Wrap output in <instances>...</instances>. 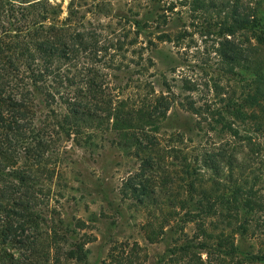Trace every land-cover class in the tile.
Returning a JSON list of instances; mask_svg holds the SVG:
<instances>
[{
  "label": "trees",
  "instance_id": "1",
  "mask_svg": "<svg viewBox=\"0 0 264 264\" xmlns=\"http://www.w3.org/2000/svg\"><path fill=\"white\" fill-rule=\"evenodd\" d=\"M202 3L199 9L224 16L209 20L203 29L210 31L204 34L217 31L218 38H225L215 54L238 78L231 96L220 82L207 83L212 101H197L195 95L202 91L187 76L180 80L189 94L177 96L176 84L168 81L158 93L146 67L155 64L151 59L143 66L142 57L130 60L137 71L127 86L112 87L110 71L123 72V64H112L117 53L136 41L116 39L110 48V40L104 39L100 46L103 36L94 27L77 25L73 14L60 21V11L47 0H0V246L5 264H46L51 248L59 244L56 238L55 243L48 240L45 219L36 210L46 195L37 179L49 153L70 141L80 148L102 147L110 135L119 149L141 163L126 180V189L142 207L157 209L160 198H170L175 216L186 211L199 230L208 222L212 228L223 227L226 220L234 234L249 231L251 214L264 211L260 182L249 180L254 164L264 160V11L241 0L232 9L213 0ZM130 23L141 29L140 22ZM259 32L253 44L248 34ZM183 39L167 34L157 38L170 43ZM176 106L183 111L178 118ZM244 121L256 133L243 134L239 123ZM203 125L210 130L207 136ZM168 163L176 165L172 176L165 170ZM217 217L224 220H212ZM152 225L150 221L144 227ZM12 246H20L19 256L10 253ZM68 258L81 259L74 251Z\"/></svg>",
  "mask_w": 264,
  "mask_h": 264
},
{
  "label": "rangeland",
  "instance_id": "2",
  "mask_svg": "<svg viewBox=\"0 0 264 264\" xmlns=\"http://www.w3.org/2000/svg\"><path fill=\"white\" fill-rule=\"evenodd\" d=\"M47 1L60 11V21L69 19L73 14L71 19L77 25L87 29L94 27L96 35L103 36L98 43L100 46H104V39L110 40V48L116 39H121L123 44L125 38H128L127 43L128 40L136 41L132 47L125 45L113 63L110 59V64L115 67L123 64V74L110 71L112 87L125 88L127 79L137 71L130 60L139 62L142 57L143 66L151 59L155 64L151 67L147 63L146 67L149 68L147 76L153 75L148 81L153 83L158 93L165 90L164 84L168 81L176 84L177 96L189 94L180 80L185 76L194 78L200 86L202 93L195 95L197 101L213 100V90L207 88V83L211 87L214 81L220 82L224 94L229 96L237 88L236 72L233 73L215 54L225 38H218L217 31L206 35L205 31L210 30L203 29L209 20H223L224 16L217 18L214 12L199 9L197 5L203 4L202 0ZM213 1L219 5L227 4L232 9L237 0ZM241 4L264 11V0H241ZM50 18L57 20V17ZM130 22H140L141 29ZM163 34L174 39L176 35H182L185 39L159 42L157 38ZM248 36L255 44V38L259 39L261 33H250ZM148 41L155 42L156 47L149 46ZM111 54L114 52L110 49ZM127 65H130V71L125 74ZM134 76L136 79L139 75ZM128 94L129 91L124 96ZM226 96L223 95L227 100L229 96ZM216 102L220 108L221 103ZM173 112L177 118L183 113L178 106ZM239 126L247 136L256 133L253 124L246 121ZM202 127L203 135L210 133L206 126ZM115 144L112 135L104 138L102 147L100 144L95 148H80L70 141L46 157V169L37 179L44 185L46 195L40 199L36 210L45 219L42 228L50 233L48 240L52 239L53 243L56 238L59 242L57 247L51 248L46 264H264V260L257 259L264 258V211L251 214L250 219L254 218L248 225L249 231L241 235L234 234L233 227L225 226L227 222L221 217L212 220H224L223 227L212 228L208 222L204 230H199L196 224L188 221L190 218L186 216V211L175 216L172 210L175 201L170 198H160L157 209L142 207L126 189V180L139 171L141 163ZM168 166L164 168L172 176L176 165L168 163ZM252 169L255 172L250 176L246 172V176L251 181L258 179L264 198V160H259ZM150 221L153 225L144 227ZM51 228H54L52 232ZM161 228H165L162 235L159 234ZM150 236L152 241L148 240ZM19 248L12 246L10 253L15 252L19 256ZM1 249L2 246L0 264H5L6 258L2 257ZM69 251L78 252L81 259L70 260Z\"/></svg>",
  "mask_w": 264,
  "mask_h": 264
}]
</instances>
